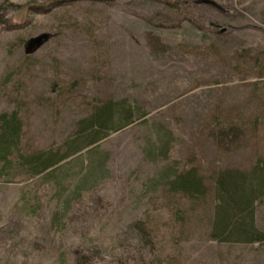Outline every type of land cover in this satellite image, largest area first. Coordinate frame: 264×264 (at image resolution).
Instances as JSON below:
<instances>
[{"label":"rangeland","instance_id":"rangeland-1","mask_svg":"<svg viewBox=\"0 0 264 264\" xmlns=\"http://www.w3.org/2000/svg\"><path fill=\"white\" fill-rule=\"evenodd\" d=\"M14 113L23 156L70 157L0 164V264H264V242L214 238L217 177L264 164V0H0ZM190 170L202 200L163 179Z\"/></svg>","mask_w":264,"mask_h":264},{"label":"trees","instance_id":"trees-1","mask_svg":"<svg viewBox=\"0 0 264 264\" xmlns=\"http://www.w3.org/2000/svg\"><path fill=\"white\" fill-rule=\"evenodd\" d=\"M98 115L82 131L84 134L86 131H94L85 149L98 144L96 141L98 137L94 138V134L99 133L102 128H108L107 118L111 116V108L104 109ZM22 132V122L17 113L0 117V164L3 165L1 175H9L5 171L15 165L22 166L35 177L47 175L70 157L48 152L23 156L20 152ZM85 146L81 143L77 148ZM163 179L172 193L183 194L192 200L205 198L207 188L196 170L169 174V177ZM215 184L217 204L214 238L225 242L248 244L264 242V234L258 232L254 225L255 203L264 197V164L257 166L250 173L237 171L221 173ZM57 222L60 223V220Z\"/></svg>","mask_w":264,"mask_h":264},{"label":"water","instance_id":"water-1","mask_svg":"<svg viewBox=\"0 0 264 264\" xmlns=\"http://www.w3.org/2000/svg\"><path fill=\"white\" fill-rule=\"evenodd\" d=\"M39 43H41V41H38L36 44H39Z\"/></svg>","mask_w":264,"mask_h":264}]
</instances>
